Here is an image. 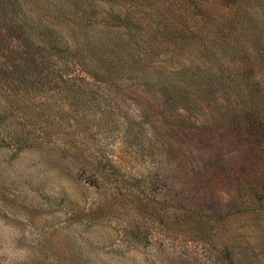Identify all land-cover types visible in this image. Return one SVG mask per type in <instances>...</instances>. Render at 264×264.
<instances>
[{
	"label": "rangeland",
	"instance_id": "1",
	"mask_svg": "<svg viewBox=\"0 0 264 264\" xmlns=\"http://www.w3.org/2000/svg\"><path fill=\"white\" fill-rule=\"evenodd\" d=\"M0 264H264V0H0Z\"/></svg>",
	"mask_w": 264,
	"mask_h": 264
},
{
	"label": "trees",
	"instance_id": "2",
	"mask_svg": "<svg viewBox=\"0 0 264 264\" xmlns=\"http://www.w3.org/2000/svg\"><path fill=\"white\" fill-rule=\"evenodd\" d=\"M120 25H121V23H120Z\"/></svg>",
	"mask_w": 264,
	"mask_h": 264
}]
</instances>
